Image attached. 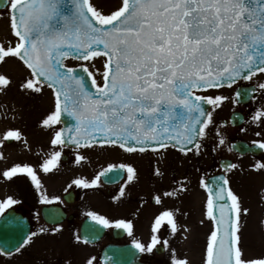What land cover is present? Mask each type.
<instances>
[{
    "label": "snow or ice",
    "instance_id": "1",
    "mask_svg": "<svg viewBox=\"0 0 264 264\" xmlns=\"http://www.w3.org/2000/svg\"><path fill=\"white\" fill-rule=\"evenodd\" d=\"M5 15L9 24L0 35V95H7L14 85L33 99L50 90L51 107L38 121V127L49 133L47 151L37 153L34 161L5 164L0 180L27 181L43 205L63 203L61 196L48 193L43 177L59 171L66 150H71L73 163L81 167L90 163L87 153L97 149L150 154L152 175L161 178L170 150L185 159L200 157L209 147L214 153L224 147L232 152L235 146L228 143L224 131L229 121L218 122L214 114L226 102L235 108L257 101L255 93L264 97V81L243 83L264 76V0H117L107 10L98 0H0V18ZM100 57L102 70L94 67ZM70 59L80 63L71 66ZM6 66L21 73L18 82L3 70ZM249 116V123L259 130L247 151L264 152V102ZM14 142L32 152L21 129L9 127L0 132V161L8 160L4 149ZM248 170L264 174V159L255 160ZM218 171L201 175L198 182L206 193L198 223L210 225L198 262L177 243L186 245L194 237V227L181 219L186 220L190 212L165 203V199L182 200L189 193L187 176L152 194L158 208L147 240L137 237L133 219L88 211L87 216L99 226L92 238L100 228L122 230L131 243L117 251L135 258L136 264L157 256L162 257L159 264H264V231L258 248L245 247L246 218L252 210L231 185V175L244 168L224 159L218 162ZM125 176L118 195L112 197L120 201L128 186L140 179L131 162L110 163L90 178L75 175L64 192L74 186L97 189L101 177L114 183ZM257 197L264 207V187ZM20 203L14 195L0 198V217ZM48 215L54 226L27 231L11 248L0 245V255L23 254L41 236L62 234L63 224L55 223L59 210ZM35 217L39 220L40 213ZM6 219L20 222L11 214ZM71 241L74 246L92 242L79 232H73ZM63 264L72 260L66 258ZM83 264H101V260L89 254ZM103 264L132 262L105 255Z\"/></svg>",
    "mask_w": 264,
    "mask_h": 264
},
{
    "label": "flooded vegetation",
    "instance_id": "2",
    "mask_svg": "<svg viewBox=\"0 0 264 264\" xmlns=\"http://www.w3.org/2000/svg\"><path fill=\"white\" fill-rule=\"evenodd\" d=\"M14 77V76H13ZM264 81V76H261L259 80H255L252 82H243L246 86L253 83H258ZM18 82V81H17ZM225 94H228V90H225ZM23 94L20 93L15 85L11 88L7 95H4L6 101L1 99L2 95H0V118L3 120L12 119L9 117L8 112H10L13 108L16 112L17 110L24 108L28 111L35 112V103L32 98L26 99ZM255 95L259 98L257 101H245L240 105L234 106L231 102H226L221 109H218L214 114L216 121H229L227 127L224 129L225 135L227 137L228 143L230 145H234L235 148L232 152L227 151V147H224L223 150L218 151L219 156L216 158L217 160H212L217 152H212L211 147L205 152L204 155L200 157H189L187 159L182 160L181 163H177L173 170V177L177 176V179L182 178L183 176H187L190 181V189L195 188L199 182V178L201 175L208 173L209 176L212 175L213 172L219 174L218 171V162L224 159L231 160L233 162L240 163L244 168V171H236V174H239L243 178L252 179L253 184L251 189L255 192L252 194H256L264 187V174H256L250 172L248 170V166L253 163L257 159H264V152L261 151L260 155L258 152L260 150L255 151L253 154H246L241 156L237 145L246 144L249 145L253 139H256L255 132L258 131L254 125L249 123V113L253 110L254 107L259 106V103L264 102V97H260L259 93H255ZM9 99H16V102L8 101ZM19 104H22L21 106ZM6 106V107H5ZM12 111V112H15ZM7 112V116H4L3 113ZM236 113L235 119L233 117V113ZM234 119V122H233ZM14 123V120H11ZM11 122V124H12ZM25 126V125H24ZM247 129V131H241V129ZM213 141L209 140L208 144L211 145ZM13 144V143H12ZM11 146V145H9ZM90 158V163L87 165L80 167L79 170L83 173V175L88 176L89 178L94 175L96 172L102 170V164L104 160L102 158V154H98L96 152H91L87 154ZM73 157V156H72ZM116 158H119L116 160ZM73 162V159H71ZM123 162H131L136 165L138 170L141 172L143 168H145L149 177L146 180H142L140 177L138 182H135L128 186L126 189V196L122 198L120 201H111L109 203H73L69 204L65 201V195L69 192H76L77 187H73L69 189L68 193H58L61 196L63 203L54 202L50 205H55L59 209V215L63 217L62 223L64 228L62 234L59 236H41L36 239V241L31 245V247L27 248L26 251H23V254H14L11 257H14L13 264H63L66 258H70L72 260V264H83V260L85 256L91 254L97 256L101 260V250L104 246L108 244H130L131 238L127 236L122 230H117L115 228L106 229L105 235L101 242H103V246L99 248L97 245H85L84 250H78L74 246L71 237L73 232H81L82 225L86 219L88 211H97L100 214L106 215L112 219L119 218H129L133 219L136 225V235L138 238L143 240H147L149 236V226L152 220L153 215L157 212L158 206L154 204L151 200L148 202V190L152 192H156L160 190L161 181L158 178H154L152 175V164L154 160L152 156L149 155H133L128 153H120L117 155H112V163L119 164ZM142 164H145L141 167ZM77 166V165H76ZM199 169V171H197ZM190 173L188 175L186 173ZM126 179V176L124 180ZM235 179V178H234ZM124 180L115 186H104L101 181L100 186L97 189L105 190L106 195H108L112 200L113 196L118 195V190L121 184L124 183ZM176 179H174L175 181ZM20 186L16 187H8L3 188L0 191V198H3L7 194H4V190H17L19 191L16 196L17 199L21 201V203L17 206H14V210L19 214L22 218H26L28 220V225L30 231H35L40 225H45L48 227L54 226L50 224L42 218L41 209L42 206L38 205L37 195L33 192L30 187H27V181L18 180ZM152 182V184H151ZM199 185V184H198ZM88 190V189H87ZM57 195V194H56ZM13 209H9L10 211ZM6 211V212H7ZM40 213L39 220L36 219L35 213ZM81 248V247H80ZM82 249V248H81ZM159 256L152 258L151 260H144V264H159L160 261ZM101 264L102 261H101Z\"/></svg>",
    "mask_w": 264,
    "mask_h": 264
},
{
    "label": "rangeland",
    "instance_id": "3",
    "mask_svg": "<svg viewBox=\"0 0 264 264\" xmlns=\"http://www.w3.org/2000/svg\"><path fill=\"white\" fill-rule=\"evenodd\" d=\"M98 2L103 3L105 9L107 10L108 8L112 7L117 2V0H98ZM6 12L7 11H5V13ZM8 24H9V21L7 19V15H5L3 18H0V34L1 35H4L8 31ZM67 63L69 65L76 64L70 61ZM90 67H92V65H90ZM94 67L95 69L102 70L103 57L97 58L94 61ZM96 75H97V80L102 82V77L100 76V74L97 73ZM44 96L45 98H47V107L48 109H50L51 92L46 90ZM1 99L3 101H6V98L4 95H2ZM8 101L17 103L16 99H9ZM19 105L21 106L22 104H19ZM43 106H42L43 109L41 111H37L36 115L32 114L31 111H28L25 108L24 110H22V112H20L21 109H23L21 108L17 110L18 112L16 111L8 112L9 117L14 114L13 116L16 117L15 119L3 120V118H0V132L5 131L9 127L20 128L32 146L31 153L27 152V150L23 148L22 144H19V143H15L13 146L7 147V149H5L4 151H5V154H9L10 156L8 157L7 161H0V168L4 167L5 164L10 165L12 161H19L22 159L34 161L37 159V158H34V156L37 153L42 154V151H45V148L41 145L44 140L48 143L49 133L38 127V121L41 119L42 116L46 114ZM11 120H14V123ZM99 151L111 153L110 155H108L110 157H112V154H117L119 152V150H107V151L99 150ZM117 159L119 158H116V160ZM184 159L185 158L181 154L176 152L175 150H170L168 152L167 163L164 168L166 174L165 176L159 178V180L161 181L162 187L166 186L168 188V186L171 184L172 179H177V176L176 177L172 176L174 167L177 163H181L182 160ZM144 165L145 164H142L141 167ZM69 170L70 168L65 171H69ZM139 174L142 180H146L149 177V173L145 168H143L141 172L139 171ZM186 174L191 175L189 172ZM57 176L65 177V173L58 174ZM71 177L72 175L70 174L69 179ZM57 180L58 178L49 179L48 176L46 178L45 176L43 177L45 187H50L54 185ZM252 184H253L252 179H246L240 175H236L234 181L231 183L233 189L244 197V205L246 207H250L252 210L251 215L246 218L247 225L244 229V243H245L246 248L248 247L258 248L261 243L260 234L262 231H264V225H262L261 223L262 221H264V208L260 207L259 205H256L257 196L252 195V193H255L251 189ZM12 186H14L13 183H5L2 180H0V188L1 187L8 188ZM151 194H152V191L148 190V194H147L148 202H149V197L151 196ZM205 199H206L205 191L195 187V188H191L189 193L186 194L182 198V200H169L168 202L169 206H173V205L179 206L182 208V210H186L190 212V216H188L186 220L184 219V217H181V219L184 222L190 223L194 227L195 229L194 237L186 245L183 241H177V243L181 247L190 250L193 260L196 262L199 261L200 251L204 245L206 236L209 233V229H210V225L207 222L204 225H199L198 223L202 217L203 203ZM161 259L162 257L160 258V260ZM9 261L12 262L13 260L8 259L3 255H0V264H9Z\"/></svg>",
    "mask_w": 264,
    "mask_h": 264
},
{
    "label": "water",
    "instance_id": "4",
    "mask_svg": "<svg viewBox=\"0 0 264 264\" xmlns=\"http://www.w3.org/2000/svg\"><path fill=\"white\" fill-rule=\"evenodd\" d=\"M103 179L106 180L104 177H103ZM4 225H6V219H3L0 222V245H5L6 244L9 248H11V246L13 244H15L16 241H18L19 239L22 238L23 234H19V233H4L3 232ZM98 233H100V232H98ZM13 235H15L14 238H13ZM82 235H86L85 232ZM97 238H98V236H97ZM93 241H96V240H93ZM126 248H129V247L116 248V249L114 247H112V249L111 248L107 249L104 254L108 255V256H113V258H119V259H122V260L131 261L132 264H135V258L126 256V255L121 256L118 253V251H117V250H122V249H126Z\"/></svg>",
    "mask_w": 264,
    "mask_h": 264
}]
</instances>
